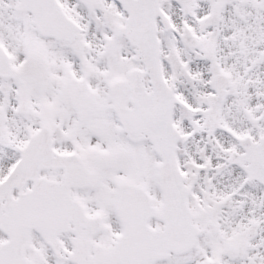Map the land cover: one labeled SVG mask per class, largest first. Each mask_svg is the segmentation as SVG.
Listing matches in <instances>:
<instances>
[{"label": "snow or ice", "instance_id": "6c2138e0", "mask_svg": "<svg viewBox=\"0 0 264 264\" xmlns=\"http://www.w3.org/2000/svg\"><path fill=\"white\" fill-rule=\"evenodd\" d=\"M0 264H264V0H0Z\"/></svg>", "mask_w": 264, "mask_h": 264}]
</instances>
